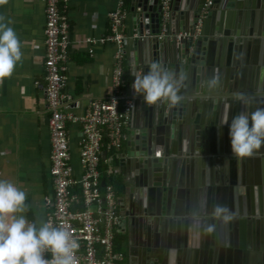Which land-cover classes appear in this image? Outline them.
<instances>
[{"label": "water", "instance_id": "water-1", "mask_svg": "<svg viewBox=\"0 0 264 264\" xmlns=\"http://www.w3.org/2000/svg\"><path fill=\"white\" fill-rule=\"evenodd\" d=\"M160 1L130 0L129 7L134 44L125 77L135 102L117 164V209L125 221L119 234L134 231L140 242L129 264H246L247 258L264 264V169H251L264 164V147L251 157L233 156L223 122L234 116L217 105L232 104L233 94L243 92L250 111L264 107V0H213L197 34L206 0H170L164 39L158 38ZM184 31L190 36H171ZM152 61L187 72L178 106H149L134 95V76L146 73ZM202 68L208 69L205 76ZM214 73L219 85L209 89L206 81ZM223 185L228 192L214 202L210 191ZM214 204L226 205L233 219L214 220ZM197 217L215 224L214 231L193 226Z\"/></svg>", "mask_w": 264, "mask_h": 264}, {"label": "crops", "instance_id": "crops-1", "mask_svg": "<svg viewBox=\"0 0 264 264\" xmlns=\"http://www.w3.org/2000/svg\"><path fill=\"white\" fill-rule=\"evenodd\" d=\"M125 3L128 10L121 33L125 42L124 94L128 96L125 68L134 42L130 0ZM116 4L117 0H67L63 6V14L69 25L68 59L64 64L66 86L63 90L66 115L82 117L92 99L107 98L112 94V70L117 46L110 37V13L115 10ZM45 10V0H8L0 5V16L11 21L10 26L21 41L23 53L22 62H18L12 76L0 83V179H7L26 192L27 219L38 226L47 221L51 211L48 198L53 196L45 92ZM202 72L205 76L208 69L202 68ZM220 96L230 97L228 94ZM232 101L230 104L219 100L218 108L232 116L239 112H251L246 108L249 102L240 105L238 101ZM80 129L78 123H67L70 164L76 178L81 175L78 153ZM225 138H228L226 134ZM251 169H264V164H252ZM213 190L209 197L214 202H221L224 188L216 187ZM139 243L134 231L117 235L116 249L126 256L121 264H129V256ZM246 260V264H257L258 258Z\"/></svg>", "mask_w": 264, "mask_h": 264}, {"label": "built area", "instance_id": "built-area-1", "mask_svg": "<svg viewBox=\"0 0 264 264\" xmlns=\"http://www.w3.org/2000/svg\"><path fill=\"white\" fill-rule=\"evenodd\" d=\"M67 0H45V81L50 141V176L53 196L48 198V222L66 228L79 243L74 264H121L126 256L116 249V238L125 227L118 207V193L111 181L119 177L115 163L128 136L135 100L124 94V0H117L110 13V37L116 43L112 70V94L92 99L82 117L64 112L65 66L68 59L69 25L63 14ZM159 39L168 36L170 0H161ZM213 0H206L194 26L200 32ZM176 40L189 32L171 35ZM81 126L78 141L81 175L76 178L70 164L67 123ZM104 156V158H103ZM104 182V185H102ZM45 255L50 256V253Z\"/></svg>", "mask_w": 264, "mask_h": 264}, {"label": "clouds", "instance_id": "clouds-1", "mask_svg": "<svg viewBox=\"0 0 264 264\" xmlns=\"http://www.w3.org/2000/svg\"><path fill=\"white\" fill-rule=\"evenodd\" d=\"M7 2L0 0V5ZM10 24L11 21L0 16V83L12 76L23 57L21 41ZM187 80L185 70H169L160 62L152 61L146 73L134 76L131 88L134 95L142 96L146 105L165 103L171 108L185 99L181 89L186 86ZM218 85L219 76L214 73L206 81V86L211 89ZM233 99L241 103L249 102L243 92L234 93ZM223 124L228 125L233 156L251 157L264 147V107L239 112L230 123L226 119ZM26 199L25 191L7 179H0V264H74L78 241L64 227L53 226L47 221L38 226L29 221ZM210 215L224 224L233 219L232 211L222 204H214ZM195 225L207 234L215 229V224L204 223L198 217L195 218ZM46 253H50L47 258Z\"/></svg>", "mask_w": 264, "mask_h": 264}, {"label": "trees", "instance_id": "trees-1", "mask_svg": "<svg viewBox=\"0 0 264 264\" xmlns=\"http://www.w3.org/2000/svg\"><path fill=\"white\" fill-rule=\"evenodd\" d=\"M111 182H112V184L115 186L116 191H117V193L119 194V192H120V190H121V183H120L119 178H118V180H115L114 183H113V181H111Z\"/></svg>", "mask_w": 264, "mask_h": 264}, {"label": "flooded vegetation", "instance_id": "flooded-vegetation-1", "mask_svg": "<svg viewBox=\"0 0 264 264\" xmlns=\"http://www.w3.org/2000/svg\"><path fill=\"white\" fill-rule=\"evenodd\" d=\"M238 103H239L240 105H243V103H241V102H238ZM133 109H134V108H133ZM132 112H133V110H132ZM131 120H132V117H131ZM221 188H224L225 193L228 192V190H229V189H228L226 186H224V185H223V187H221Z\"/></svg>", "mask_w": 264, "mask_h": 264}, {"label": "rangeland", "instance_id": "rangeland-1", "mask_svg": "<svg viewBox=\"0 0 264 264\" xmlns=\"http://www.w3.org/2000/svg\"><path fill=\"white\" fill-rule=\"evenodd\" d=\"M47 222H48V215H47Z\"/></svg>", "mask_w": 264, "mask_h": 264}]
</instances>
